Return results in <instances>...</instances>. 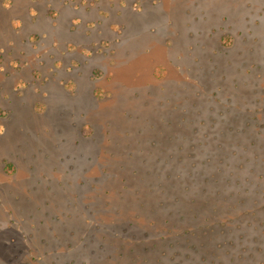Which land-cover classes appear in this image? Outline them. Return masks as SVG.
I'll list each match as a JSON object with an SVG mask.
<instances>
[{
    "label": "rangeland",
    "instance_id": "374dc122",
    "mask_svg": "<svg viewBox=\"0 0 264 264\" xmlns=\"http://www.w3.org/2000/svg\"><path fill=\"white\" fill-rule=\"evenodd\" d=\"M263 190L264 0H0V264L215 260Z\"/></svg>",
    "mask_w": 264,
    "mask_h": 264
},
{
    "label": "trees",
    "instance_id": "16d2710c",
    "mask_svg": "<svg viewBox=\"0 0 264 264\" xmlns=\"http://www.w3.org/2000/svg\"><path fill=\"white\" fill-rule=\"evenodd\" d=\"M231 179L232 178L228 176L226 181L227 184H231ZM249 181L248 177H239V179L235 180V183L245 185L246 182ZM206 182L207 184L209 183V177L205 179V183ZM250 183H252V181H250ZM256 185L260 186L259 183ZM205 189L206 188H204V190ZM243 191L248 192L249 190L245 188ZM216 192L220 194L219 187H217ZM231 195H234V193H231ZM252 198L253 195L250 194L242 200H237V204L234 203L233 205L230 203L229 206H227L231 211L235 209L234 216L231 219V224H229V222H224L222 225L225 224V228H220L219 226L216 228L217 230L215 232H219L217 242H215L218 248L211 253L216 256V259H211L209 261L208 254H203L204 256H200V260L196 261V263L264 264V206L260 205L257 210L252 209L247 205L248 201ZM258 200L259 199H252V202L258 203ZM239 206H244V209L238 210ZM218 251L220 253H218ZM188 255L189 254H187V256ZM257 255L263 258L262 261L261 258L256 261ZM160 259L161 258L158 257L157 260Z\"/></svg>",
    "mask_w": 264,
    "mask_h": 264
}]
</instances>
